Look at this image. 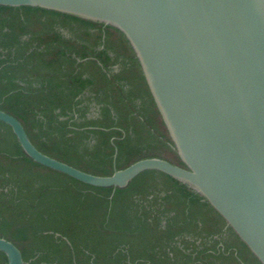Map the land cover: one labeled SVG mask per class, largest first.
<instances>
[{
	"label": "trees",
	"instance_id": "16d2710c",
	"mask_svg": "<svg viewBox=\"0 0 264 264\" xmlns=\"http://www.w3.org/2000/svg\"><path fill=\"white\" fill-rule=\"evenodd\" d=\"M0 109L43 154L92 175L149 158L187 168L112 26L0 6ZM0 238L25 264H262L188 185L154 171L123 189L84 184L34 162L2 122Z\"/></svg>",
	"mask_w": 264,
	"mask_h": 264
},
{
	"label": "water",
	"instance_id": "95a60500",
	"mask_svg": "<svg viewBox=\"0 0 264 264\" xmlns=\"http://www.w3.org/2000/svg\"><path fill=\"white\" fill-rule=\"evenodd\" d=\"M112 26L140 62L176 151L112 176L83 172L39 151L19 120L0 109L34 162L98 188H126L149 171L188 185L264 264V0H0ZM117 157V150L115 158ZM7 264H25L0 238Z\"/></svg>",
	"mask_w": 264,
	"mask_h": 264
}]
</instances>
